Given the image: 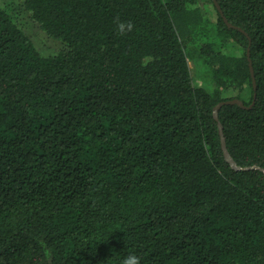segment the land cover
Returning a JSON list of instances; mask_svg holds the SVG:
<instances>
[{"label":"trees","instance_id":"obj_1","mask_svg":"<svg viewBox=\"0 0 264 264\" xmlns=\"http://www.w3.org/2000/svg\"><path fill=\"white\" fill-rule=\"evenodd\" d=\"M216 1L0 6V264H264V0Z\"/></svg>","mask_w":264,"mask_h":264},{"label":"rangeland","instance_id":"obj_2","mask_svg":"<svg viewBox=\"0 0 264 264\" xmlns=\"http://www.w3.org/2000/svg\"><path fill=\"white\" fill-rule=\"evenodd\" d=\"M19 0H0V6L13 3ZM209 15L213 21L217 20V11L212 5H209ZM21 25L25 32L34 40L39 51L44 55H55L62 48V42L48 35L41 27L40 23L33 19L29 13H23L21 17ZM193 77L197 84H203V76L198 71L195 61H190Z\"/></svg>","mask_w":264,"mask_h":264},{"label":"water","instance_id":"obj_3","mask_svg":"<svg viewBox=\"0 0 264 264\" xmlns=\"http://www.w3.org/2000/svg\"><path fill=\"white\" fill-rule=\"evenodd\" d=\"M215 3L217 5V7L220 9V6L218 4V2L215 0ZM223 14V13H222ZM225 21L227 22V24L230 26V27H234V28H237V26L233 25L232 23L229 22V20L227 18H224ZM239 29H241L240 27H238ZM250 55V53H249ZM251 70H252V75H253V81H254V84L255 86H257V83H256V78H255V73H254V69H253V66H252V62H251ZM256 95H255V100H256ZM226 104H238L244 108H246L247 106L245 105L244 101L239 99V98H235V99H232V100H225V101H222L220 102L216 108H215V117L217 120H219V109L223 106V105H226ZM220 125V132L221 134L223 135V126L221 125V123H219ZM223 149H224V152H225V155H226V158L233 164H235L234 162V159L232 158V156L230 155L229 151H228V148H227V145H226V140L225 138L223 137Z\"/></svg>","mask_w":264,"mask_h":264},{"label":"clouds","instance_id":"obj_4","mask_svg":"<svg viewBox=\"0 0 264 264\" xmlns=\"http://www.w3.org/2000/svg\"><path fill=\"white\" fill-rule=\"evenodd\" d=\"M115 23L116 31L119 35H125L131 32L135 27L132 21H123L120 20L119 17L116 18ZM121 264H140V258L135 254H129L122 260Z\"/></svg>","mask_w":264,"mask_h":264}]
</instances>
